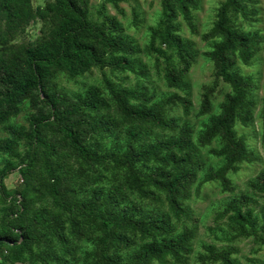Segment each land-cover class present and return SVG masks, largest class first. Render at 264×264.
<instances>
[{"label": "trees", "instance_id": "16d2710c", "mask_svg": "<svg viewBox=\"0 0 264 264\" xmlns=\"http://www.w3.org/2000/svg\"><path fill=\"white\" fill-rule=\"evenodd\" d=\"M118 1L104 0L98 10L104 20L96 23L90 17L89 0H50L35 10L31 0H0V126L14 115L21 102L27 100L32 110L27 115V128H10L9 137L0 141V155L14 154L13 147L18 142L28 147L26 160L18 170L24 181L22 191L10 195L4 187V179L17 166L8 162L0 168V201H10L0 209V254L7 248L20 259L24 253H31L33 246L47 244L48 248L55 246L52 249L56 251V264H70L75 252L72 241L80 237L94 244L87 255H95L97 264H166L168 258L185 263L192 252L193 230L184 228L179 234L169 235L174 231L170 215L175 219L187 215L183 202L201 167L190 149L193 128L183 125L176 138L154 141H147L139 128L148 124L171 127L174 122L162 118L165 105L179 101L187 113L189 102L176 95L165 101L156 100L154 94L147 96L131 88H119L109 79H104L108 99L97 87L73 97L54 82L57 72L76 78L95 66L101 70L133 71L137 50L124 35L119 20L104 13L106 3L117 5ZM247 1L224 0L217 8L213 26L203 35L204 40H212V49L206 55L214 65L215 77L229 84L231 92L221 105V112L210 118L209 127L200 137L201 143L214 136L225 141L215 152L224 156L225 164L202 181L218 180L226 191L231 190L228 173L237 172L238 163L254 160L243 137H238L234 129L237 119H249V112L243 111L249 78L240 77L233 67L236 58L248 64L263 38L257 32L237 29L229 16H247ZM196 6L197 0H161V18L151 29L148 50L155 59L168 62L167 52L172 50L180 63L179 67L165 64L164 79L169 87L179 88L191 68L194 55L177 33L176 20L182 15L190 21L191 10ZM35 19L49 22L47 36L36 44H11V39ZM108 100L114 115L136 124L124 129L122 150H102L90 143L95 136L113 132V118L102 114ZM208 110L206 95L201 114ZM73 164L82 171H96L98 166L124 170L132 190L154 201L160 199L157 191L163 193L169 214L146 212L138 204L127 203L121 189L115 186L107 192L95 188L81 198ZM250 185L264 194V171ZM246 199L245 195L240 196L241 202ZM43 201H48L56 212L36 207ZM226 210L230 212L229 222L241 233L246 228L254 230L258 219L252 208H243L234 199ZM261 215L264 230V209ZM65 216L71 222L68 227ZM88 223L95 229L84 227ZM95 232L100 235L93 236ZM128 233L141 238L149 236L150 240L133 249L134 240ZM124 250L130 251L123 254ZM206 251L223 264H238L229 252L216 253L212 247H206Z\"/></svg>", "mask_w": 264, "mask_h": 264}, {"label": "rangeland", "instance_id": "374dc122", "mask_svg": "<svg viewBox=\"0 0 264 264\" xmlns=\"http://www.w3.org/2000/svg\"><path fill=\"white\" fill-rule=\"evenodd\" d=\"M50 0H31V6L35 10L43 8ZM224 0H197V6L191 10V19L187 21L182 15L176 20L178 25L177 33L189 44L194 55L193 62L188 74L182 81L179 88L169 87L164 79L165 64L179 67L180 63L174 51H168L169 61L165 63L163 59L157 61L155 54L148 50L151 29L155 28L161 18V0H119L117 5L106 3L104 13L116 17L121 23L124 35L133 43L137 52L133 55L135 61L133 71H117L109 68L99 69L93 67L86 73L70 78L62 72H57L54 82L57 87L67 92L70 96L82 95L88 88L97 87L103 97L108 99V93L104 79H109L119 88H131L144 95L154 94L156 100H167L176 95L189 102V111L184 112L179 101L167 103L164 108L163 119L173 121L171 127H157L152 124L139 127L142 136L147 141L156 139L176 138L180 128L188 125L193 128L191 134L190 149L195 150V155L201 167L197 170V180L189 190L184 201L193 197L199 201L195 207L184 204L187 215L175 219L170 215V223L174 231L169 235L179 234L184 228H189L194 232L191 241L192 252L186 257L185 263H176L168 258L166 264H223L221 260H214L208 256L206 247H212L217 252H229L232 259L238 264H264V230L262 228L261 211L264 209V194L254 190L250 183L256 179L260 172L264 171V138L260 136L264 129V8H259V0H249L246 2L248 14L243 17L237 13H230V19L234 26L246 33L257 32L263 38L259 43V49L254 53L248 64H243L238 58L235 59L233 70L242 78H249V86L246 89V103L243 111L249 112V119L245 122L237 119L235 131L238 137H243L247 150L254 157L251 162L238 163L237 172L228 173L231 190L223 189L218 180L203 182L202 180L209 172L221 169L225 164L224 156H218L215 152L220 150L225 141L218 136L201 143L200 137L210 125L211 117L221 112V105L225 102L226 96L231 92L229 84L215 77V68L206 53L212 49V40H204L203 35L207 33L216 20L217 8ZM98 0H89V12L91 20L101 23L104 18L99 14L100 6ZM131 9V15L127 9ZM50 24L47 20L35 19L25 25L10 41L13 45L36 44L42 41L49 32ZM155 46H159L156 43ZM208 96L209 110L206 114H201L202 101L204 96ZM31 108L27 100L21 102L14 115L0 126V141L9 137L10 128H27V118L31 113ZM102 114L112 117L114 129L112 134L105 133L102 136H95L90 139L92 145H96L102 150L118 149L122 150L126 140L124 129L136 126L128 123L119 116L113 114L112 104L108 100ZM14 154L0 155V168L6 163L17 166L4 179V187L7 194L14 195L24 188V181L20 175L19 166L26 160L28 147L23 142H18L13 147ZM7 157V158H4ZM73 172L80 187L81 198L90 195L95 188H102L105 192L110 187H118L125 196V201L130 204H138L143 211H158L162 214H169L164 194L156 192L160 199L158 201L144 197L136 190H132L127 183L124 170L106 169L98 166L96 171L88 168L85 171L79 169L78 164H73ZM149 189H153L150 188ZM247 197L245 202H241L240 196ZM237 200V204L243 208H252L256 216L255 228L244 233L240 232L237 226L232 225L226 210L227 204L231 200ZM10 201H0V209L9 205ZM36 207H46L50 212L56 210L48 201L38 203ZM66 227L71 222L63 217ZM93 226L88 223L84 227ZM95 229L94 227L91 228ZM100 235L95 232L93 236ZM133 237L136 249L141 243L150 240L141 238L134 233H128ZM75 248L74 257L70 259V264H97L95 255L89 256L87 252L92 251L95 246L91 240L85 237L76 238L72 241ZM43 246H33L31 253H24L20 259L15 258L8 249H4L0 254V264H56L54 260L55 248ZM130 251V250H128ZM122 251L123 254L128 252ZM50 254L52 257L47 256ZM207 258L202 260V256ZM153 264H160L154 261Z\"/></svg>", "mask_w": 264, "mask_h": 264}, {"label": "clouds", "instance_id": "9594fccd", "mask_svg": "<svg viewBox=\"0 0 264 264\" xmlns=\"http://www.w3.org/2000/svg\"><path fill=\"white\" fill-rule=\"evenodd\" d=\"M98 2L99 3H103L104 0H98ZM256 6L259 7V8H264V0H259V4L256 5ZM127 11L129 12V15H131V9L129 8V9H127ZM260 136L262 138H264V129L261 130ZM194 151L195 150L193 149V152ZM4 158H7V157H4ZM183 203L184 204H189V205H192L193 207H195V204L199 203V201L196 200L195 197H193L191 200L184 201ZM261 203L264 204V200H261Z\"/></svg>", "mask_w": 264, "mask_h": 264}]
</instances>
